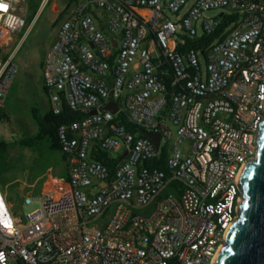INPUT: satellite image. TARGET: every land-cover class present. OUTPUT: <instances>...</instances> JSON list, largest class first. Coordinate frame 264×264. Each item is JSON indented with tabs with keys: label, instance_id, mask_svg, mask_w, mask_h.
Here are the masks:
<instances>
[{
	"label": "built area",
	"instance_id": "obj_1",
	"mask_svg": "<svg viewBox=\"0 0 264 264\" xmlns=\"http://www.w3.org/2000/svg\"><path fill=\"white\" fill-rule=\"evenodd\" d=\"M16 3L0 0V114L20 72L18 48H3L27 28ZM224 15L238 19L205 57L180 51L183 30L214 33ZM42 76L55 114L64 97L86 117L58 131L69 177L48 169L25 184L23 205H40L25 222L0 185V264H215L239 218V179L258 157L264 0H80L58 25ZM112 101L117 114L103 110ZM120 112L161 135L160 149L116 122ZM166 145L171 176L146 165ZM173 183L179 196L167 192Z\"/></svg>",
	"mask_w": 264,
	"mask_h": 264
},
{
	"label": "rangeland",
	"instance_id": "obj_2",
	"mask_svg": "<svg viewBox=\"0 0 264 264\" xmlns=\"http://www.w3.org/2000/svg\"><path fill=\"white\" fill-rule=\"evenodd\" d=\"M17 11L26 18V21L33 12V5L39 4L37 16L27 28L16 35L10 47H4V53L10 51L24 38L18 46L16 60L20 66V73L14 82L10 94L6 101V115L0 122V140L13 141L33 135L36 132V125L31 117V108L39 107L43 112L47 110L45 106L46 95L42 87L41 60L45 55V48L54 35L58 26H54V21L58 18L61 11L66 6V0H16ZM168 13V12H167ZM220 11L209 13L215 16ZM169 14V13H168ZM171 18L176 19L172 16ZM200 30V28H199ZM201 31V30H200ZM20 149L13 151L10 161L16 162L19 167L14 172L15 182H27L29 185L35 183L38 174L48 165L49 152L42 150V154L33 153L36 158L32 163H21L15 159ZM29 151H31L29 149ZM32 152V151H31ZM28 175L27 177H25ZM2 187V186H1ZM6 199L11 205V209L17 216L25 222V216L32 214L39 209L40 205L35 202L30 206H24V193L16 186L7 185L2 187ZM27 188L25 192L29 191ZM38 190V189H36ZM34 190L32 197L37 195Z\"/></svg>",
	"mask_w": 264,
	"mask_h": 264
},
{
	"label": "trees",
	"instance_id": "obj_3",
	"mask_svg": "<svg viewBox=\"0 0 264 264\" xmlns=\"http://www.w3.org/2000/svg\"><path fill=\"white\" fill-rule=\"evenodd\" d=\"M80 0H66V6L59 14L58 18L54 21L53 25L58 26L60 22L65 18L66 14L69 12L71 8H73ZM33 12L31 16L28 18L27 25H30L33 19L37 16L39 11V4L35 3L33 5ZM238 16H223L222 25L214 32V33H201L198 35L192 36L185 30L180 33L179 36V49L181 52H187L189 50H196L200 52L204 57L208 54L211 47L216 44L218 41H221L228 29L230 28L233 22H236ZM3 54V50L0 48V55ZM43 67V63H41V68ZM44 91L49 95V92L45 86H43ZM5 111L3 110L0 114V122L5 117ZM31 117L36 125V132L28 137H24L22 139H16L13 141H5L0 140V185L2 187L7 185L16 186L17 189L20 188L19 184H14L15 175L14 172L18 169V164L16 162H11L10 158L12 153L16 149H30L33 153L41 155L43 150V143L45 140L51 141V151H54L58 154H62L61 146H60V137H59V128L64 125H71L74 122H78L83 120L86 117L85 113L73 111L68 105L67 101L63 97L62 100V109L60 114H55L52 109H49L43 112L39 107L33 106L31 108ZM116 122L125 127L128 131L134 133L137 136H142L140 131L142 128L134 123L130 122L128 117L120 112L116 116ZM169 156L168 146H163L160 152V155L157 159L147 162V166L153 169H159L167 172L168 176H171L170 171L167 169V159ZM92 157L107 166L113 168L114 161L110 158V155L102 152L100 150H94ZM67 160V158L65 157ZM117 163V161H116ZM20 168V167H19ZM23 170L22 168H20ZM39 175V174H38ZM35 176V177H38ZM68 178V174L65 176ZM177 188V185L173 183L167 192H173L177 196H179L180 191H176L174 189ZM14 214H16L14 212Z\"/></svg>",
	"mask_w": 264,
	"mask_h": 264
},
{
	"label": "water",
	"instance_id": "obj_4",
	"mask_svg": "<svg viewBox=\"0 0 264 264\" xmlns=\"http://www.w3.org/2000/svg\"><path fill=\"white\" fill-rule=\"evenodd\" d=\"M201 33H204L203 29ZM90 45L94 48L93 43ZM75 62L78 60L75 59ZM103 110L117 114L119 106L112 101ZM95 114L96 110L88 113ZM140 134L150 138L160 149L161 135L145 129ZM239 183L243 195L239 218L232 226L215 264H264V123L259 134L258 157L246 165Z\"/></svg>",
	"mask_w": 264,
	"mask_h": 264
},
{
	"label": "crops",
	"instance_id": "obj_5",
	"mask_svg": "<svg viewBox=\"0 0 264 264\" xmlns=\"http://www.w3.org/2000/svg\"><path fill=\"white\" fill-rule=\"evenodd\" d=\"M164 1H167V0H164ZM140 13L141 14H146V11L145 10H140ZM96 16H97V18H98V20H99V22H100V26L102 27V28H105V24H106V19H107V17L102 13V12H100V11H97L96 12ZM16 37V35L13 37V41H14V38ZM23 38H24V34H23V36H22ZM56 37H57V30L55 31V33H54V35H52V36H50V40H49V42L47 43V45H46V48H45V52L47 53V51L49 50V48L53 45V43L55 42V40H56ZM23 38H22V40H23ZM21 40V41H22ZM21 41L18 43V44H16L15 45V47H17L18 48V46L20 45V43H21ZM11 52V51H10ZM45 53V54H46ZM45 56V55H44ZM44 56L42 57V60H41V63H43V59H44ZM42 69V68H41ZM20 73V72H19ZM19 75V74H18ZM18 77V76H17ZM17 77H16V79H17ZM16 79L14 80V82L16 81ZM42 87L43 86H45L44 85V82H43V76H42ZM14 84V83H13ZM44 90V89H43ZM11 91V90H10ZM44 93H45V95H46V99H45V106H46V108H47V110H49V109H52V105H51V100H50V96L49 95H47V93L44 91ZM10 94V93H9ZM9 96V95H8ZM8 98V97H7ZM6 101H7V99H6ZM4 111H5V114L7 113L6 112V103H5V106H4V109H3ZM46 110V111H47ZM13 154V153H12ZM49 154H51L50 156H49V160H48V165H47V167L44 169V170H42L41 172H40V174L38 175V177L36 178V180H38V179H40L43 175H44V173L48 170V169H51V170H53V172H54V174H56V175H58V176H60V177H65L67 174H69V168H68V165H67V160L65 159V156L63 155V154H58V153H56V152H54V151H50L49 152ZM12 157V156H11ZM34 158H36V156L33 154V152H31V151H29V149H22L17 155H16V158L15 159H17V160H19V162H21V163H32V162H34L33 160H34ZM28 175H26L25 177H27ZM35 180V181H36ZM27 182H20V188H19V190L21 191V192H23L24 191V187H25V184H26ZM19 184V183H18Z\"/></svg>",
	"mask_w": 264,
	"mask_h": 264
},
{
	"label": "snow or ice",
	"instance_id": "obj_6",
	"mask_svg": "<svg viewBox=\"0 0 264 264\" xmlns=\"http://www.w3.org/2000/svg\"><path fill=\"white\" fill-rule=\"evenodd\" d=\"M0 6H3V5H0Z\"/></svg>",
	"mask_w": 264,
	"mask_h": 264
}]
</instances>
